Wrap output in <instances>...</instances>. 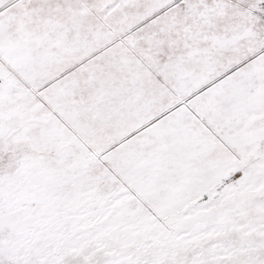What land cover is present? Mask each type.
Masks as SVG:
<instances>
[{"label":"snow or ice","instance_id":"6c2138e0","mask_svg":"<svg viewBox=\"0 0 264 264\" xmlns=\"http://www.w3.org/2000/svg\"><path fill=\"white\" fill-rule=\"evenodd\" d=\"M0 264H264V0H0Z\"/></svg>","mask_w":264,"mask_h":264}]
</instances>
